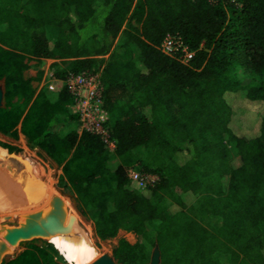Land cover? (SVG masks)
I'll list each match as a JSON object with an SVG mask.
<instances>
[{"label":"trees","instance_id":"obj_1","mask_svg":"<svg viewBox=\"0 0 264 264\" xmlns=\"http://www.w3.org/2000/svg\"><path fill=\"white\" fill-rule=\"evenodd\" d=\"M44 59L61 61L57 79L98 75L113 149L79 132L66 85L36 93L28 62ZM0 85V135L60 168L99 240L135 235L116 263L148 264L157 246L159 264H264V114L247 137L230 105L264 111V0H0ZM130 170L155 180L135 187ZM66 257L29 242L2 264H79Z\"/></svg>","mask_w":264,"mask_h":264},{"label":"rangeland","instance_id":"obj_2","mask_svg":"<svg viewBox=\"0 0 264 264\" xmlns=\"http://www.w3.org/2000/svg\"><path fill=\"white\" fill-rule=\"evenodd\" d=\"M182 61L186 62L184 57L182 58ZM56 63L58 65H61L60 60H52V59H47V60L44 59L40 61L30 60L28 62L29 69L27 70L26 75L35 79L32 84L35 87L36 92L41 90L43 87L47 86L50 80L48 75L49 73H53V66ZM38 77L39 79H36ZM55 85L56 87H60V84L58 83ZM235 99L236 97L234 98L233 96L230 99L231 100L230 105L233 108L237 109V112H236L237 117L235 120L238 119V121L237 123L234 121L233 125H235L234 126L235 129L236 130L238 129L240 134L250 137L251 135H254L256 133L258 121L260 118L259 116L263 115L264 111L261 110L257 105L249 103L246 100L238 101V99L237 100ZM0 143L10 145L18 149V151L15 153H9L7 149L0 147V160H8L7 153L17 155L20 158L12 160L13 163L15 161L23 162L32 175L28 177L29 183L31 184V188L25 191L26 199L29 200L31 198H34L40 193V191L42 192L45 188H48L51 190L54 189L59 196H61L62 198L66 199L69 202L70 210L74 212L75 214H77L76 216L79 218V220H81L80 221L81 224L79 223L81 230L90 231L89 237L92 243L94 244V246L96 247L95 249L97 251V257L102 254H111L112 249L117 245L119 240H125L130 244L135 243L136 241L135 235L132 233H127L123 231L118 232L116 237L113 239L106 240V241L99 240L94 233L92 223L87 218L81 216L80 213L77 211V209L74 210V207H73L74 200L71 198L70 195L63 193L62 189L58 187V182L61 176L60 168L57 167L49 159H47L44 156V154L40 155L37 153L36 149H30L26 143L25 138L21 134H18V137L16 140L0 135ZM133 186H135V184H133ZM22 200L24 199H18V200H13V201H8V202L10 203L12 202L11 204H13L16 202H20ZM11 216H14L13 220L16 221L17 216L16 215H11ZM30 242H34L37 245H42V242L48 243L47 241L38 240V239L32 240ZM25 247L14 249L12 254H7L4 257L3 261L9 260L10 258H13L14 256L18 255L20 252H22L25 249ZM60 253L63 254L62 252ZM64 257L68 260L66 255H64ZM69 263L72 264L71 261H69Z\"/></svg>","mask_w":264,"mask_h":264},{"label":"bare ground","instance_id":"obj_3","mask_svg":"<svg viewBox=\"0 0 264 264\" xmlns=\"http://www.w3.org/2000/svg\"><path fill=\"white\" fill-rule=\"evenodd\" d=\"M7 154L8 160H0V219L5 216L16 215L18 217L37 211L46 206L50 198L56 194L53 190L45 188L34 198L27 200L25 191L31 188L28 177L32 175L23 162L15 161L13 163L12 160L16 159L17 155ZM18 199L24 200L13 204H11L12 202H8ZM62 200L68 212L75 215L70 210L69 202L64 198ZM12 217L14 218V216ZM78 221L81 224L79 218ZM78 232V234L76 233L71 236L52 237L49 239V242L54 248L75 262L79 264H90L99 257H97L96 247L89 237V230L83 231L80 228Z\"/></svg>","mask_w":264,"mask_h":264},{"label":"water","instance_id":"obj_4","mask_svg":"<svg viewBox=\"0 0 264 264\" xmlns=\"http://www.w3.org/2000/svg\"><path fill=\"white\" fill-rule=\"evenodd\" d=\"M2 87H0V107L2 106ZM74 210H76L73 201ZM80 224L76 214L69 213L62 198L54 195L47 205L37 211L23 214L16 221L12 216L0 219V264L7 254H12L16 248H24L32 240L49 239L56 236H71L78 234ZM160 252L155 246L151 252L148 264H159ZM90 264H118L111 254H102Z\"/></svg>","mask_w":264,"mask_h":264},{"label":"built area","instance_id":"obj_5","mask_svg":"<svg viewBox=\"0 0 264 264\" xmlns=\"http://www.w3.org/2000/svg\"><path fill=\"white\" fill-rule=\"evenodd\" d=\"M181 50L184 53V59L187 62L192 56L185 48L171 39H166L162 44V52L166 55H174ZM186 56V57H185ZM49 83L46 88L50 92L59 91L64 85L69 88L73 96V104L70 106L71 114L77 115L79 119V132L86 131L101 136L104 142L108 143L113 149L112 143L108 142L106 130L103 124L106 119V112L102 108L100 99L101 87L97 75L91 74H69L64 80L57 79L53 73H49ZM60 84L56 87L55 84ZM129 177L136 187L143 188L148 183L155 180L153 176H142L137 172L130 170Z\"/></svg>","mask_w":264,"mask_h":264},{"label":"crops","instance_id":"obj_6","mask_svg":"<svg viewBox=\"0 0 264 264\" xmlns=\"http://www.w3.org/2000/svg\"><path fill=\"white\" fill-rule=\"evenodd\" d=\"M61 90V89H60ZM57 92V91H56ZM37 93V92H36Z\"/></svg>","mask_w":264,"mask_h":264}]
</instances>
